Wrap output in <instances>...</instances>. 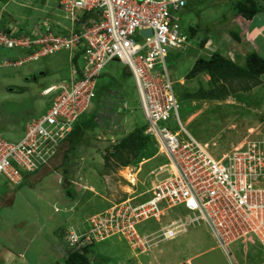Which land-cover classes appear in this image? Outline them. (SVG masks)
<instances>
[{
    "label": "built area",
    "instance_id": "built-area-1",
    "mask_svg": "<svg viewBox=\"0 0 264 264\" xmlns=\"http://www.w3.org/2000/svg\"><path fill=\"white\" fill-rule=\"evenodd\" d=\"M59 6L77 22L66 35H55L49 27L22 35L0 29V49L28 53L23 59L0 61V66L21 65L61 50L81 51L84 62L80 76L73 73L70 81L44 91L57 93L42 116L25 123L18 142H6L0 135V175L5 181L18 186L23 174L50 165L95 98L102 70L117 60L133 79L146 122L144 135L156 139L167 159L152 174L167 177L154 180L146 199L122 200L91 218L89 229L80 230L81 243L73 235L67 242L79 250L83 244L119 235L140 249L204 226L229 257L230 244H258L264 250V130L216 158L179 119L165 56L187 44L176 17L187 0H59ZM84 14L90 15L82 20ZM143 30L150 35H142ZM148 221L158 229L139 235L136 228Z\"/></svg>",
    "mask_w": 264,
    "mask_h": 264
},
{
    "label": "rangeland",
    "instance_id": "rangeland-1",
    "mask_svg": "<svg viewBox=\"0 0 264 264\" xmlns=\"http://www.w3.org/2000/svg\"><path fill=\"white\" fill-rule=\"evenodd\" d=\"M57 2L58 0H0V29L4 27L11 33H29L37 23L43 25L42 22H45L49 26L52 25L50 28L53 33L54 31L60 33V30L66 33L73 23L69 19V13L57 8ZM236 2L237 0H233V4ZM232 6L231 0H188V8L178 12L176 17L180 18L182 31L189 24L198 29L215 31L214 34L224 31L226 34L223 37V43L231 55L224 52V50H220L222 55L229 60L233 59L236 65L244 67L241 47L246 46L247 42L243 38V29L236 27L235 15L230 17ZM56 22L60 23L59 26H56ZM235 29L238 30L236 33H239L241 37L239 43L233 41L227 35L228 31ZM191 30L192 28H189L188 33H191ZM199 32L201 38L197 36L190 41L193 45L189 48L186 47L190 43L180 49L169 50L165 56V63L169 78L173 83L174 93L180 105L178 112L181 125L197 141L207 144L212 156L219 158L221 154L239 149L246 139L255 137L258 132L263 133L264 101H261L263 98L257 100L247 93L252 86L261 84L259 79L246 82L240 78L224 83L227 93L222 100H187L183 97L185 93H195L200 87L207 90L211 89L208 82L209 76L205 73L191 80L185 79L198 57L208 59L214 51L219 49L218 46L214 47L211 44H208V46L205 45L206 43L205 46L202 45L200 41H211L202 38V32L204 31ZM135 40L139 41V38L135 37ZM248 46L250 48V45ZM10 53L12 51H4L5 55ZM23 57L21 56V58ZM41 68L46 71V76L40 78L38 86L28 85L31 87H27L28 89L20 94L9 91L10 85L16 86L19 84L21 87L25 84L22 81L23 73H29L30 69L35 71ZM71 68L70 53L61 50L53 55L42 57L38 61L24 63L20 68L6 67L0 69V104L4 105L0 109V135L4 141L15 143L23 137L26 120H31L34 117L39 118L43 114L45 103L49 99L52 100L57 93L53 92L46 97H41V88L44 85H53L69 78ZM156 70L161 71L160 69ZM122 73H125V68L117 60L109 62L104 67L101 77L98 78L95 98L88 110L81 116L79 122L86 121L94 114L96 120L92 122V127L85 131L86 136L83 139H75L73 149L67 151L66 159L63 156L65 150H61L59 157L56 158L57 162H52L53 166H57L58 169H55V173L60 175L61 180L64 177L69 180L70 184L67 188L72 191L74 197L72 200L68 199L70 205L63 209V207L53 203V200L61 195L56 192V189L61 188V183L59 185L54 181L47 184L42 183V180L51 179V176L48 177L47 174L43 175L40 181H36L35 185L33 184L34 191H27L28 194H24V200L28 201V204L37 210L40 222L45 223L42 231L43 235L45 233L50 234L56 224L61 223V228L65 231L62 236V243L65 245L72 246L67 242V237L70 235L77 237L81 243L83 239L79 236L80 229H83L84 225L88 226L89 229L91 218H95L96 215L109 208L110 205L113 206L122 200H132V203L133 201L144 200L149 195L148 191L151 189L154 180L161 181L167 177L166 173L156 176L152 174L158 167L167 162L156 139L153 137H149L134 155L126 151L122 152L124 156L129 158V163L126 166H120L118 164L119 160L113 155L114 147L124 136L130 133L127 118H130L136 124L133 130L146 125L133 79L130 76H123ZM243 87L247 91H242ZM114 91L119 94L116 95ZM122 102L126 103L127 109L120 108ZM5 116H8L10 120L1 123ZM173 129L179 130V127L174 125ZM106 156L109 157L108 161L105 159ZM126 168L129 171L128 173ZM129 176H134L133 183L130 182L131 178ZM3 182L7 183V181ZM49 186H53V189ZM30 195L32 196L29 197ZM38 197L40 198L36 201ZM49 200L52 201L51 204L48 203ZM2 215H4L3 212ZM36 215L29 207H19L12 209L10 213L6 212L4 217L8 218L6 220H12L13 218L17 220L19 217L32 218L30 228L33 230L35 228L34 222L37 221ZM4 217L0 215V222L3 221L4 223L2 224V230L7 225L3 220ZM167 221L169 222L170 219H167ZM157 229L158 225L154 221H148L136 228L139 235L149 234ZM194 230H199L202 233L206 232L204 226L189 231ZM81 233L83 235V232ZM210 235H208L209 238L212 237ZM112 237L120 236L114 235ZM38 241L41 240L38 239ZM115 241L117 240L115 239ZM121 242L124 241L121 240ZM4 243L5 238L2 234L0 235V244ZM20 244H23L27 251L24 253L17 251L19 247L16 246L14 251L11 252L13 255L7 258V262L3 260L2 255L0 256V264H26L25 261L28 264H32V262L36 264H54L52 261L55 256L51 257L42 245L38 247L35 243L30 244L24 240L20 241ZM116 245L119 246V244ZM128 246L137 254L141 250L148 251L154 247V245H150L149 247L144 246L145 248L135 249L131 243ZM85 247L87 248V246ZM72 248L75 249L74 246ZM57 249H61V252L67 250L62 246H58ZM119 251L117 253H121L122 249ZM239 254L238 256L235 254L236 262L232 261L233 264L260 263V261L252 263L254 256L247 254V252L244 253L240 250ZM19 255H22L23 259ZM58 255L60 260L57 264H64L61 254ZM15 260L17 261L13 263Z\"/></svg>",
    "mask_w": 264,
    "mask_h": 264
},
{
    "label": "crops",
    "instance_id": "crops-1",
    "mask_svg": "<svg viewBox=\"0 0 264 264\" xmlns=\"http://www.w3.org/2000/svg\"><path fill=\"white\" fill-rule=\"evenodd\" d=\"M231 1H232L233 6H232V13L230 14V17H234L233 15H235V19L237 22L236 27H239V29H243V31H244L243 38L247 42V45H246L247 47L246 46L241 47L242 56L244 57L243 64L245 63V60H246V58H245L246 54L245 53H247L251 50H254L258 54V56H260L262 59H264V0H246V1L255 2V4L259 8V12L250 19H245V18L241 17L240 15H237L236 11H235V6L237 5V3L239 1L237 0V2L235 4H233V0H231ZM57 8L60 9L59 0L57 2ZM187 8H188V0H187V6L185 7V9H187ZM185 9H183V10H185ZM179 21H180V18H179ZM76 23L77 22H74V24H72L69 27L68 32L64 33V32H61V30H60L59 31L60 33H58V32L56 33L54 31V34L55 35H66L67 33L70 32V30L72 28L76 29L75 28ZM218 23H221V22H218ZM42 24L43 25L37 23L35 25L36 30L38 28L40 30H45V27L49 26L45 22H42ZM59 24H60L59 22H56V26H59ZM51 26H49V28ZM189 28L190 29L192 28L191 33L193 34V36H191V33H188ZM195 28L196 27L192 26L191 24H189L188 26H185L184 33L186 34V36L188 38V43H190V41L195 39L197 36L199 38H201L200 32L194 34ZM50 30L52 31L51 28H50ZM201 30L204 31V32H202L203 33L202 38H207L211 41V42L206 41L205 42L206 46H208V44H211L214 47L218 46L219 47V49H217L218 51L224 50V52L231 55L230 51L226 50L227 47L224 46V43H223V40H224L223 37L226 34L224 31H221V33H218V34H214L215 31L212 32L209 29L203 30V28H201ZM33 31H34V29L32 31H30L29 33L28 32H22V34H31ZM237 31H236V29L233 30V32H237ZM7 32H10V31H7ZM227 35L230 36L229 31H228ZM238 35H239V38H241L239 33H238ZM231 39L233 41H236L232 37H231ZM200 42H202V41H200ZM187 44H186V46H187ZM192 45L193 44L191 42L186 48H189ZM248 45H250V48ZM6 51H12V53L5 55L4 50L0 49V61H9V62L10 61H16L19 59L18 56H20V58H21V56H24L23 58H25L28 54L27 51H25L23 49L6 50ZM199 51H201V50H199ZM202 52H204V51H202ZM69 53H70V60L72 63V68H71L69 76H68L69 78L61 80L60 82L55 83L53 85H44L40 91L41 97H46V96L50 95V94H48V95L44 94V91L46 89H48L50 87H54V86H59L61 84H64V83L70 81L73 73H76L77 76L81 75V73H82L81 70H82L83 63H84L83 59L81 57V54L77 55V52H75V51L69 52ZM41 58H39V59H41ZM38 60H36V61H38ZM230 60L233 61V59H230ZM30 62H35V61H26L24 63H30ZM24 63H22L21 65H12V63H7L6 65H1L0 69L6 68V67H8V68H20L21 66L24 65ZM122 74H123V76L124 75L130 76V74L126 68H125V73H122ZM45 76H46V71H44L42 68L35 70V71H33V69H30L29 73H23V75H22V81H24L25 84H23V86H21V87L19 86V84L16 85V83H15L16 86L10 85L9 91L11 93H17V94L23 93V91H26L28 88L31 87L28 85L33 84L34 86L35 85L38 86L40 84V78L45 77ZM258 79H259L261 84L260 85L258 84L257 86H252L251 89H249L248 91L246 90V91L249 95L253 96L257 100H261L263 98L261 101H264V74L259 76ZM106 91H108V90H106ZM114 93L119 94V93H117V91H114ZM202 101H205V100H202ZM51 102H52V100L49 99L45 103V106L43 108V114L49 108V106L51 105ZM121 105H125V109H127L126 103H123ZM3 106L4 105L0 104V109ZM120 108H121V106H120ZM34 118H36V117H34ZM6 120H10L8 116H5L4 119H2L1 123L2 122L5 123ZM126 120H127V124L130 125V131L129 132L131 133L134 131L133 128H134V126H136V124L133 123L130 118H127ZM27 121L28 120H26V122ZM24 128H25V125H24ZM23 130L25 131V129H23ZM24 131H23V133H24ZM104 135L109 136L107 134H104ZM65 144L66 143H63L60 146V148H63L65 146ZM61 150H63V149H61ZM56 158L57 157H55L51 161L50 165L43 167L42 169L38 170L37 172L31 173V174H29V173L23 174V180H22L21 184L17 187L10 186L6 182H3L5 180L0 176V215L4 217L6 212L10 213L12 209L14 210L15 208H19V207L20 208L21 207H24V208L29 207L34 212L35 215L37 214L36 215L37 221L34 222L35 228L33 230H31V228H30V222L33 219L29 218V217H25V218H20V217L18 218L17 217L18 218L17 220H15L14 218L12 220H6L8 218L4 217L3 220L5 221V224L8 225V226L6 225L4 230H2V224H4V223H3V221L0 222V235L4 234V238H5V243L0 244V256L2 255L4 257L3 260H5V262H7V258L9 256L13 255V253H11V252L14 251V247H16V246L19 247V250H17V251H20L23 253L25 251H27V249L25 247H23V244H20V241H23V240L27 243H30V244L35 243V245L38 247H40V245H42L45 248V251L50 253L51 257H54V256L57 257L58 254H61V257L63 259L66 258L65 257L66 250L64 252H61L62 248L57 249L58 246H62L65 249H69L68 245H65L62 243V236H63V233L65 232L64 229L61 228L62 224L57 223L56 227H54V230L50 234L45 233L43 235L42 231H43L45 223L40 222V217L37 213V210L33 206L29 205L28 201L24 200V198H25L24 194H28V192L34 191L33 190L34 189L33 184L36 183V181H40L42 179L43 175L47 174L48 177L51 176V179L47 178V181L42 180V183H46V184L52 183L51 181H54L57 185H59L61 183V188L56 189V192L60 193L61 195L59 197H57V199L53 200V203L63 207V209L70 205L68 203V199H70V198L66 197L64 194V187L62 185L64 180L63 179L61 180L60 175L55 173V169H58L56 165L53 166V163L57 162ZM49 187L51 189H53V186H49ZM31 196L32 195H30L29 197H31ZM39 198L40 197H38L36 199V201ZM70 200H72V199H70ZM48 203L51 204L52 201L49 200ZM2 212L4 215H2ZM12 215H14V214L12 213ZM34 220H36V219H34ZM40 224L42 225V227ZM86 228H88V226L84 225L83 229H86ZM196 228H199V227L198 226L189 227L185 233H182L181 235L176 236L175 238H173L171 240L161 241L162 243L160 241L158 243L156 242L152 249L150 248L148 251H142L138 254L136 253V251H133L130 249V247L128 246V243L122 237H115L114 238L111 236V237H108V238H106L100 242H93L91 244H88V243L83 244V247L87 246V249H89L88 250V256H89V260H90L89 264H104V262H105V264H233L232 261L236 262V259L234 256H235V254H237L236 256L240 255L239 254L240 250H242L244 253L247 252V254L254 256V261H252V263L260 261V263H258V264H264V250L260 247V245H258V244L248 245V246H246V248H243L242 245L239 243L231 244V246L229 247V251H230L229 252L230 257H229L225 253V251L218 245V243L215 241V239H213L211 237L210 233L208 232V230L206 228H205V230H206L205 233H202L199 230H194L191 232L189 231V230L196 229ZM83 229H80V230H83ZM208 235H210L211 238H209ZM60 238H61V240H60ZM38 239L41 241H38ZM115 239L117 241H115ZM121 240H123L124 242L122 243ZM113 241L115 242V244ZM7 242H8V244H7ZM116 244H119V246ZM118 249L119 250L122 249V252L117 253L119 251ZM21 256L22 255H19V257H21ZM55 257H54V260L52 262H54V264H57L58 260H60V256L58 255L57 258H55ZM231 259H232V261H231ZM16 261L17 260L13 261V263ZM25 263L28 264L26 261H25ZM32 264H36V263L32 262ZM37 264H39V263H37Z\"/></svg>",
    "mask_w": 264,
    "mask_h": 264
},
{
    "label": "trees",
    "instance_id": "trees-1",
    "mask_svg": "<svg viewBox=\"0 0 264 264\" xmlns=\"http://www.w3.org/2000/svg\"><path fill=\"white\" fill-rule=\"evenodd\" d=\"M235 11L237 15H240L241 17L245 19H250L254 15H256L259 12V8L253 1H240L235 6ZM90 14H84L81 16L82 20H85ZM200 28V27H199ZM4 31H8L6 28H1ZM206 30V29H205ZM201 31V28H195L194 34ZM193 32V31H192ZM230 36L234 38L237 42L240 41L239 35L236 32L229 31ZM16 35H22L21 32L16 33ZM191 36L193 34L191 33ZM190 36V37H191ZM202 45L205 44V41L201 42ZM80 52H77V55H80ZM246 54V60H245V66L240 67L236 65L233 61L227 59L224 57L220 51L216 50L214 51L211 56L206 59L202 57H198L189 73L185 76L186 80H191L193 78H196L198 75L205 73L209 76V84L211 86V89L207 90L204 87H200L195 93H185L183 95L184 98L187 100L193 99V100H222L224 99V96L227 93V90L225 89L224 83H229L231 81L236 80L237 78H240L241 80H244L246 82L248 81H254L259 78L262 74H264V59H262L258 54L251 50ZM102 73V72H101ZM102 74L98 78L101 77ZM98 78L97 81L98 82ZM221 83V84H220ZM255 85V84H254ZM97 86V84H96ZM96 89V88H95ZM246 90L245 87H243L244 91ZM223 94V95H222ZM96 115L94 114L90 118H88L86 121L80 123V119L74 124L73 131L70 133V135L65 139L64 143L65 146L63 148H59L58 152L56 153L55 157H59V154L61 153V149L65 150L63 151V156L66 159L67 158V151H71L73 149V143H75L76 138L83 139L85 135V131L92 127V122L96 120ZM144 127L140 129H136L133 132L129 133L128 135L124 136L119 143L114 147V157L116 156L117 160H119L120 166H126L129 163V158L124 156L122 154L123 151H126L129 154L134 155V153L146 143L149 137L145 136L144 133ZM53 158V159H54ZM106 161L109 160V157H105ZM23 180V179H22ZM63 187H64V194L66 197H69L70 199H74L72 195V191L68 190L69 180L64 177L63 179ZM21 184V183H20ZM19 184V185H20ZM18 185V186H19ZM68 248L66 250L64 264H89V256H88V250L85 246L82 247L79 250H76L72 248V246L68 245ZM71 248V249H70Z\"/></svg>",
    "mask_w": 264,
    "mask_h": 264
},
{
    "label": "clouds",
    "instance_id": "clouds-1",
    "mask_svg": "<svg viewBox=\"0 0 264 264\" xmlns=\"http://www.w3.org/2000/svg\"><path fill=\"white\" fill-rule=\"evenodd\" d=\"M181 25V24H180ZM182 30V29H181ZM184 31V30H183ZM184 33V32H183ZM185 34V33H184ZM186 35V34H185ZM187 37V36H186ZM187 43H188V38H187ZM52 93V92H51ZM116 95H118V94H116ZM175 97H176V95H175ZM176 99H177V97H176ZM178 102V101H177ZM123 103H125V102H123ZM123 103H121V104H123ZM123 105H121V107H122ZM125 109V108H124ZM143 113V112H142ZM178 115H179V112H178ZM144 116V115H143ZM179 119H180V117H179ZM144 120H145V118H144ZM181 122V121H180ZM144 129H145V125H144ZM146 136V135H145ZM147 137H149V136H147ZM60 148V147H59ZM53 160V159H52ZM51 163V162H50ZM31 174V173H30ZM15 187H17V186H15ZM111 206V205H110ZM108 209V208H107ZM103 212V211H102Z\"/></svg>",
    "mask_w": 264,
    "mask_h": 264
},
{
    "label": "water",
    "instance_id": "water-1",
    "mask_svg": "<svg viewBox=\"0 0 264 264\" xmlns=\"http://www.w3.org/2000/svg\"><path fill=\"white\" fill-rule=\"evenodd\" d=\"M150 33H151V32H150V31H147V30H146V31H145V30L141 31V34H142V35H145V36L150 35Z\"/></svg>",
    "mask_w": 264,
    "mask_h": 264
},
{
    "label": "bare ground",
    "instance_id": "bare-ground-1",
    "mask_svg": "<svg viewBox=\"0 0 264 264\" xmlns=\"http://www.w3.org/2000/svg\"><path fill=\"white\" fill-rule=\"evenodd\" d=\"M126 172L128 173L129 171L127 170V168H126ZM131 179H130V182L131 183H133V181H134V176H129Z\"/></svg>",
    "mask_w": 264,
    "mask_h": 264
}]
</instances>
